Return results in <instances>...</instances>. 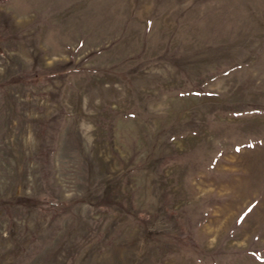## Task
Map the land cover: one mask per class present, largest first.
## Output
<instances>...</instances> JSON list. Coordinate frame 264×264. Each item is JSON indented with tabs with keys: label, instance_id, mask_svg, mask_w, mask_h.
Segmentation results:
<instances>
[{
	"label": "rangeland",
	"instance_id": "rangeland-1",
	"mask_svg": "<svg viewBox=\"0 0 264 264\" xmlns=\"http://www.w3.org/2000/svg\"><path fill=\"white\" fill-rule=\"evenodd\" d=\"M0 264H264V0H0Z\"/></svg>",
	"mask_w": 264,
	"mask_h": 264
}]
</instances>
